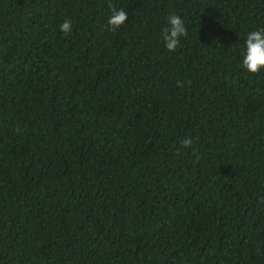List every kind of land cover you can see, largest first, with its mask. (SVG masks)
Returning a JSON list of instances; mask_svg holds the SVG:
<instances>
[{
    "label": "trees",
    "instance_id": "16d2710c",
    "mask_svg": "<svg viewBox=\"0 0 264 264\" xmlns=\"http://www.w3.org/2000/svg\"><path fill=\"white\" fill-rule=\"evenodd\" d=\"M257 27L264 0H0V264H264Z\"/></svg>",
    "mask_w": 264,
    "mask_h": 264
},
{
    "label": "clouds",
    "instance_id": "9594fccd",
    "mask_svg": "<svg viewBox=\"0 0 264 264\" xmlns=\"http://www.w3.org/2000/svg\"><path fill=\"white\" fill-rule=\"evenodd\" d=\"M128 13L113 7L107 18V26L110 30H118L126 23ZM168 28L164 30V46L169 52H175L180 47L182 38L187 36L185 22L179 15H170L167 18ZM60 32L69 35L73 30L70 19H65L59 26ZM240 65L249 74H257L264 71V27H257L245 33L244 44L241 50ZM184 146L191 144V139L182 141Z\"/></svg>",
    "mask_w": 264,
    "mask_h": 264
}]
</instances>
